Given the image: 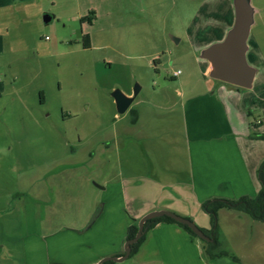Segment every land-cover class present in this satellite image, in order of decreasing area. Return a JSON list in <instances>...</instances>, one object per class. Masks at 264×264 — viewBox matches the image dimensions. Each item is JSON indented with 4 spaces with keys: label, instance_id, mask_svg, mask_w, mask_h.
<instances>
[{
    "label": "rangeland",
    "instance_id": "1",
    "mask_svg": "<svg viewBox=\"0 0 264 264\" xmlns=\"http://www.w3.org/2000/svg\"><path fill=\"white\" fill-rule=\"evenodd\" d=\"M201 1L0 0V244L5 264H21L23 235L87 226L101 206L98 186L123 181L133 192L132 183L141 180L133 173L143 168L133 116L117 112L111 93L132 92L138 85L132 106L139 99L162 104L173 97L174 88L201 89L205 80L214 81L202 75L206 60L199 52L222 40L231 25L224 33L207 31L195 14ZM250 3L255 14L246 59L256 71L250 88L235 89L251 106L246 117L251 128H244L248 163L257 177L264 160V0ZM221 7L225 14L227 8ZM45 15L50 17L46 22ZM133 22L139 24L129 27ZM83 34L90 36L89 47L83 45ZM177 69L182 83L169 85ZM154 87L170 91L157 94ZM254 120L262 124L254 127ZM127 134L130 139L123 137ZM151 190L145 183L135 191L149 198ZM222 211L215 234L225 257L264 264V221ZM115 264L159 263L143 249Z\"/></svg>",
    "mask_w": 264,
    "mask_h": 264
},
{
    "label": "crops",
    "instance_id": "2",
    "mask_svg": "<svg viewBox=\"0 0 264 264\" xmlns=\"http://www.w3.org/2000/svg\"><path fill=\"white\" fill-rule=\"evenodd\" d=\"M223 5L227 8L225 14L221 11ZM195 12L201 25L215 33H224L234 21L232 0H202ZM205 62L201 73L208 76L209 64ZM174 72L171 77L176 79L170 80L169 85L173 82L181 85L177 78L181 72L177 75ZM213 80H205L201 89L174 88L172 100L167 103L139 99L132 106V101L127 111L134 110L133 140L143 165L142 171L133 173L141 179L132 183L133 192L127 190L123 181L98 186L101 206L87 226L21 236L20 263L91 264L97 257L99 261L104 256H120L128 225L148 211L168 209L209 229V216L200 207L204 200L256 195L260 184L256 170L250 168L247 153V133L251 127L246 117L251 114L247 110L251 109L250 103H245L235 89L238 87ZM152 90L159 94L170 91L156 87ZM258 123L262 124V120H254L251 125L257 127ZM246 124L248 131L244 128ZM123 137L130 139L128 134ZM145 183L154 191L149 198L135 191ZM2 249L0 244V264H5ZM143 249L151 252L159 264H239L225 256L207 260L201 241L191 238L183 227L172 222L159 221L147 230L136 252ZM75 252H82L80 255L85 257L80 260L72 254Z\"/></svg>",
    "mask_w": 264,
    "mask_h": 264
},
{
    "label": "water",
    "instance_id": "3",
    "mask_svg": "<svg viewBox=\"0 0 264 264\" xmlns=\"http://www.w3.org/2000/svg\"><path fill=\"white\" fill-rule=\"evenodd\" d=\"M234 9V21L227 30L224 38L214 42L199 52V57L205 59L209 64L208 76L240 88H250L255 75V68L248 64L246 51L248 49L247 39L250 34L251 25L254 20L255 9L250 0H232ZM44 21L50 19L49 16L43 17ZM177 41L175 37H172ZM139 86L135 85L131 95H126L119 89H114L111 93L118 113H124L133 99L137 95ZM168 216L176 222L186 225L199 238L205 241L212 239L207 236L192 220L179 215L168 209H154L142 215L137 223L135 235L125 240L123 244V254L120 256H104L97 264L112 260L122 262L127 258L131 251V245L135 243L147 229L144 223L152 218Z\"/></svg>",
    "mask_w": 264,
    "mask_h": 264
},
{
    "label": "trees",
    "instance_id": "4",
    "mask_svg": "<svg viewBox=\"0 0 264 264\" xmlns=\"http://www.w3.org/2000/svg\"><path fill=\"white\" fill-rule=\"evenodd\" d=\"M82 42L85 47L90 46V36L89 34H83L82 36ZM240 88V87H238ZM41 95V93H40ZM42 101V96H41ZM130 114L134 117V110L129 109ZM134 120V119H133ZM257 178L259 180L260 188L256 195L254 196H248V195H242L238 197L237 199H224V198H213V199H207L204 200L200 207L201 209L208 214L210 219V228L204 229L202 227H199L207 236H209L212 240L211 241H205L199 237H197L189 227L186 225L180 224L173 220L172 218L168 216H161L152 218L150 220H147L144 225H147V229L143 233V235L131 245V251L130 254L134 253L136 251V248L139 246V244L144 239L145 233L147 230H149L155 223L159 221H165V222H172L176 223L179 226L183 227L187 233L190 235L191 238L198 239L202 242V253L203 256L207 260H212L220 256L227 255L226 252L220 249V243L218 239L216 238V229H217V212L221 208H227L236 210L239 212H243L248 214L252 219L258 220V221H264V160L260 163L258 169H257ZM185 217V216H184ZM190 220H192L190 217H187ZM193 221V220H192ZM137 231V223H131L127 227V232L125 239L132 238ZM123 254V253H122ZM121 254V255H122ZM233 260H236L235 257H231ZM102 264H115L114 261L108 260L103 262Z\"/></svg>",
    "mask_w": 264,
    "mask_h": 264
},
{
    "label": "built area",
    "instance_id": "5",
    "mask_svg": "<svg viewBox=\"0 0 264 264\" xmlns=\"http://www.w3.org/2000/svg\"><path fill=\"white\" fill-rule=\"evenodd\" d=\"M179 72H180L179 70H178V71H175V72H174V75H177Z\"/></svg>",
    "mask_w": 264,
    "mask_h": 264
}]
</instances>
